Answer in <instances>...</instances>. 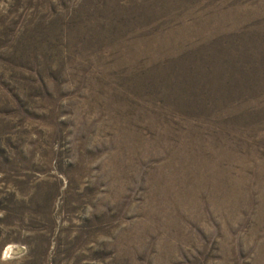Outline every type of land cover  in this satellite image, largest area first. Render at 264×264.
Segmentation results:
<instances>
[{
	"label": "rangeland",
	"instance_id": "obj_1",
	"mask_svg": "<svg viewBox=\"0 0 264 264\" xmlns=\"http://www.w3.org/2000/svg\"><path fill=\"white\" fill-rule=\"evenodd\" d=\"M0 264H264V0H0Z\"/></svg>",
	"mask_w": 264,
	"mask_h": 264
}]
</instances>
